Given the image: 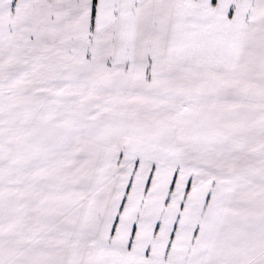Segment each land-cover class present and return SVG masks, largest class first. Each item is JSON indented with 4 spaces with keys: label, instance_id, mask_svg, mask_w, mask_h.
<instances>
[{
    "label": "snow or ice",
    "instance_id": "obj_1",
    "mask_svg": "<svg viewBox=\"0 0 264 264\" xmlns=\"http://www.w3.org/2000/svg\"><path fill=\"white\" fill-rule=\"evenodd\" d=\"M0 264H264V0H0Z\"/></svg>",
    "mask_w": 264,
    "mask_h": 264
}]
</instances>
